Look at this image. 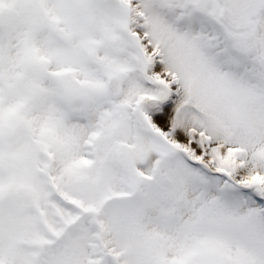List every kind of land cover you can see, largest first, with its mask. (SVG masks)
Returning <instances> with one entry per match:
<instances>
[{
  "label": "snow or ice",
  "instance_id": "1",
  "mask_svg": "<svg viewBox=\"0 0 264 264\" xmlns=\"http://www.w3.org/2000/svg\"><path fill=\"white\" fill-rule=\"evenodd\" d=\"M0 264H264V0H0Z\"/></svg>",
  "mask_w": 264,
  "mask_h": 264
}]
</instances>
